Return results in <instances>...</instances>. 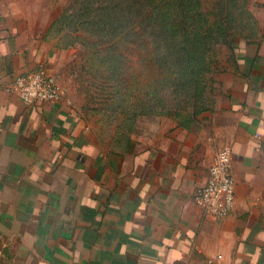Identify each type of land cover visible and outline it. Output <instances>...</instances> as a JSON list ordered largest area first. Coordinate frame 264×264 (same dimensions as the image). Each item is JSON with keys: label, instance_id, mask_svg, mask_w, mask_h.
Masks as SVG:
<instances>
[{"label": "crops", "instance_id": "crops-1", "mask_svg": "<svg viewBox=\"0 0 264 264\" xmlns=\"http://www.w3.org/2000/svg\"><path fill=\"white\" fill-rule=\"evenodd\" d=\"M67 1L0 0V264H264V24L218 59L206 109L141 113L80 95L55 40ZM40 69L65 95L28 104L14 79ZM222 149L219 217L194 194Z\"/></svg>", "mask_w": 264, "mask_h": 264}, {"label": "trees", "instance_id": "trees-1", "mask_svg": "<svg viewBox=\"0 0 264 264\" xmlns=\"http://www.w3.org/2000/svg\"><path fill=\"white\" fill-rule=\"evenodd\" d=\"M75 10L76 23L91 32L75 35L89 49L87 68L96 71L101 89L134 99L141 113L206 109L218 48L234 50L257 36L245 0H212L208 9L204 0H75ZM128 42L149 55L155 78L145 84L122 75L119 56Z\"/></svg>", "mask_w": 264, "mask_h": 264}, {"label": "rangeland", "instance_id": "rangeland-1", "mask_svg": "<svg viewBox=\"0 0 264 264\" xmlns=\"http://www.w3.org/2000/svg\"><path fill=\"white\" fill-rule=\"evenodd\" d=\"M205 8H209L211 6L212 0H204ZM67 6L63 11L60 20L56 23V29L59 27L60 29V37H56L55 40L64 46L71 45L72 52L67 54V58L69 62L66 65V69L68 74L71 76L72 80H74L77 89H79L80 95L82 94L85 98L87 96V102H91V100H95L97 96L105 93L107 91V87L105 89H101V85L104 86L103 82L96 78V71L91 68H87V64H89L90 56H88L89 49L83 46L82 40L75 39V35H83L84 37H89L90 28L84 24L83 26H79L77 22V18L74 16L75 10V0H68ZM245 7H247L251 11V15H247L248 19L251 21L252 19L256 20L254 26L250 23L251 27L256 28V33L261 31V27L264 24V0H245ZM66 12V14H65ZM73 14V16L71 17ZM77 14V13H76ZM58 32V33H59ZM256 34V35H257ZM125 45V44H124ZM104 52H106L104 50ZM105 54V53H104ZM120 59L123 63H125L122 71L124 76L127 77H135L136 82H142L145 84L147 79L155 78L154 72L151 69L152 67L148 66L146 62L149 61V55L147 51H144L136 46L133 42H128L124 48H122V52H120ZM106 55V54H105ZM230 48L227 46H222L218 48L217 58L221 60V62L225 58H229ZM90 69V70H89ZM104 74H107V71H103ZM132 80V79H131ZM110 84L113 82L112 80L108 81ZM155 86V83H153ZM81 91V92H80ZM95 98V99H94Z\"/></svg>", "mask_w": 264, "mask_h": 264}, {"label": "built area", "instance_id": "built-area-1", "mask_svg": "<svg viewBox=\"0 0 264 264\" xmlns=\"http://www.w3.org/2000/svg\"><path fill=\"white\" fill-rule=\"evenodd\" d=\"M13 89L28 104L56 100L65 95L59 77L43 69L17 75ZM194 201L206 212L219 217L229 214L233 209L235 185L227 149L218 151L213 158L205 182L195 191Z\"/></svg>", "mask_w": 264, "mask_h": 264}]
</instances>
